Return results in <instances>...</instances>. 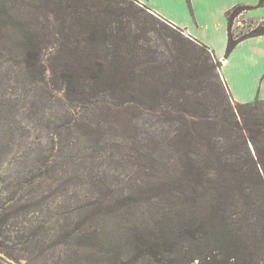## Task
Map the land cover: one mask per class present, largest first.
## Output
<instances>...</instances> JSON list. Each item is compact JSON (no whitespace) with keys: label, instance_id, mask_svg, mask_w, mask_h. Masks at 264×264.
Here are the masks:
<instances>
[{"label":"trees","instance_id":"16d2710c","mask_svg":"<svg viewBox=\"0 0 264 264\" xmlns=\"http://www.w3.org/2000/svg\"><path fill=\"white\" fill-rule=\"evenodd\" d=\"M138 3L0 0V44H13L9 58L0 47V71L11 62L19 67L18 82L60 84L73 107L119 110L134 129L151 125L144 115L158 108L150 113L156 122L177 126L157 162L159 167L173 161L174 176L157 177L155 196L203 205L192 218L176 224L175 213L163 214L143 191L109 188L97 203L72 197L81 222L111 221L96 235L111 248V264H264V100L229 105L217 84L222 63L208 47ZM245 9L233 10L230 26ZM141 14L163 28L132 30L140 26ZM151 31L171 48L167 60L150 44ZM262 34L264 26L250 35ZM237 43L231 33L227 55ZM42 44H58L48 59ZM144 85L151 90L145 93ZM201 120L203 143H195L184 129ZM15 138L0 147V167ZM39 191L42 197L46 193ZM18 204L0 202V234Z\"/></svg>","mask_w":264,"mask_h":264},{"label":"rangeland","instance_id":"374dc122","mask_svg":"<svg viewBox=\"0 0 264 264\" xmlns=\"http://www.w3.org/2000/svg\"><path fill=\"white\" fill-rule=\"evenodd\" d=\"M138 2L146 5L145 0ZM141 18L140 26L133 25L132 30L163 28L160 23L154 27L156 22L146 14H141ZM184 34L188 36L185 31ZM148 36L160 58L167 60L171 48L154 31ZM42 45L47 48L43 51L46 59L58 46ZM12 46L0 44L8 58ZM18 70V66L8 62L0 71V126H4L0 128V141L16 136L12 153L0 167V202L19 201L16 213L4 223L0 234V264H95L99 259L100 264H111L107 241L96 237L99 229L111 227V221L81 222L80 205L72 198L75 194L80 200L85 197L97 203L99 196L110 193L109 188L117 192H147L153 197L150 202H157L163 214L175 213V223L184 217L192 218L203 208L183 200L171 203L168 196H155L157 177L174 176L170 166L173 161L159 167L157 162L167 139L178 131L177 126L156 122L150 115L159 112V108L144 115L150 118L151 125L134 129L124 122V113L119 110L73 107L64 100L65 90L60 84L57 87L52 81L33 85L18 82ZM218 79L227 103L235 107L220 75ZM149 89L144 85L145 93ZM184 133L193 142L203 143V120L196 125L191 121ZM145 134L148 138L143 142ZM5 144L6 141L0 143V147ZM195 155V151L191 153L194 158ZM40 187L46 191L43 197Z\"/></svg>","mask_w":264,"mask_h":264},{"label":"crops","instance_id":"0c3cea01","mask_svg":"<svg viewBox=\"0 0 264 264\" xmlns=\"http://www.w3.org/2000/svg\"><path fill=\"white\" fill-rule=\"evenodd\" d=\"M145 4L208 47L222 63L219 73L234 102L264 100V34L250 35L264 23V0H145ZM237 7L247 9L230 26ZM231 33L238 43L227 55Z\"/></svg>","mask_w":264,"mask_h":264},{"label":"water","instance_id":"95a60500","mask_svg":"<svg viewBox=\"0 0 264 264\" xmlns=\"http://www.w3.org/2000/svg\"><path fill=\"white\" fill-rule=\"evenodd\" d=\"M188 37V36H187Z\"/></svg>","mask_w":264,"mask_h":264}]
</instances>
